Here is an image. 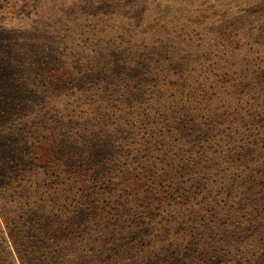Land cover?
Wrapping results in <instances>:
<instances>
[{
  "label": "rangeland",
  "instance_id": "374dc122",
  "mask_svg": "<svg viewBox=\"0 0 264 264\" xmlns=\"http://www.w3.org/2000/svg\"><path fill=\"white\" fill-rule=\"evenodd\" d=\"M263 68L264 0H0V163L20 170L0 180V264H21L7 235L8 227L24 223L13 211L18 202L29 197L44 210L55 198L54 189L43 191L46 164L34 154L43 138L52 135L66 146L97 124L117 129L113 144L174 132L181 116L193 117L170 106L172 85L183 78L202 84L214 73L210 80L236 94L248 90V79L256 84ZM60 70L67 74L62 81L55 79ZM194 70L197 80H190ZM131 88L135 94L127 97ZM160 88L171 91L158 99ZM107 89L117 97L112 103L101 98ZM199 99L185 135L206 137L205 129L216 125L217 136L224 121L243 129L249 121L243 109L226 117L220 102L211 111ZM102 100L124 113L116 120L103 116L94 108ZM119 158L110 161L118 166Z\"/></svg>",
  "mask_w": 264,
  "mask_h": 264
},
{
  "label": "trees",
  "instance_id": "16d2710c",
  "mask_svg": "<svg viewBox=\"0 0 264 264\" xmlns=\"http://www.w3.org/2000/svg\"><path fill=\"white\" fill-rule=\"evenodd\" d=\"M196 72L190 80H197ZM55 75L67 77L63 70ZM212 76L157 90L158 99L171 91L170 106L191 112L193 119L181 116L174 132L161 129L131 142L119 137L113 144L117 129L97 124L85 138L72 135L66 146L52 135L43 138L34 154L46 164L43 191L54 189L55 198L50 209L39 210L24 196L13 210L24 220L7 231L20 263L264 264V75L256 84L248 79L241 94L224 92ZM125 93L132 97L134 88ZM103 94L110 103L117 99L109 89ZM197 97L211 111L220 102L226 117L243 109L249 121L244 129L224 121L217 136L216 125L205 129L206 137L185 135L183 129L192 128L187 124L195 123ZM101 107L94 106L114 120L124 113L103 100ZM115 154L118 166L110 161ZM19 171L0 163V180Z\"/></svg>",
  "mask_w": 264,
  "mask_h": 264
}]
</instances>
